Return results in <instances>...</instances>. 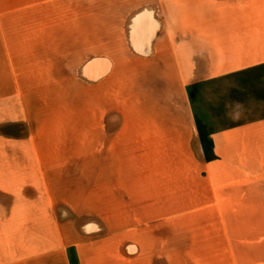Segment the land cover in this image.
<instances>
[{"label":"crops","instance_id":"obj_1","mask_svg":"<svg viewBox=\"0 0 264 264\" xmlns=\"http://www.w3.org/2000/svg\"><path fill=\"white\" fill-rule=\"evenodd\" d=\"M40 1L53 0H0V18L39 15ZM60 3L65 23L52 29L83 56L73 59L104 62L102 94L108 104L115 95L120 129L133 125L156 167L186 169L187 183L219 192L125 198L121 209L81 216L55 244L27 205L12 246L0 235V264H69L66 248L77 264H264V191L238 192L264 189V116L212 131L208 161L188 96L264 67V0Z\"/></svg>","mask_w":264,"mask_h":264},{"label":"rangeland","instance_id":"obj_2","mask_svg":"<svg viewBox=\"0 0 264 264\" xmlns=\"http://www.w3.org/2000/svg\"><path fill=\"white\" fill-rule=\"evenodd\" d=\"M60 2L40 1L39 15L0 18V235L8 247L27 205L36 231L46 218L55 244L81 216L121 209L125 198L219 192L211 182L205 192L187 183L186 169L156 167L157 154L142 150L133 125L120 129L115 95L109 105L102 94L110 83L104 62L73 59L83 56L65 45ZM189 99L204 135L262 117L264 67L193 86ZM248 191L264 189L238 192ZM65 250L77 264L75 250Z\"/></svg>","mask_w":264,"mask_h":264},{"label":"trees","instance_id":"obj_3","mask_svg":"<svg viewBox=\"0 0 264 264\" xmlns=\"http://www.w3.org/2000/svg\"><path fill=\"white\" fill-rule=\"evenodd\" d=\"M191 89H192V87L188 88V96H189V98H190ZM197 127H198L199 141H201L204 157L208 161H210L213 158L212 142H211V140L209 138L210 134L204 135V133L201 131L199 123H197Z\"/></svg>","mask_w":264,"mask_h":264}]
</instances>
